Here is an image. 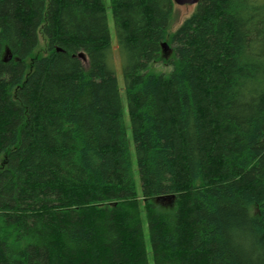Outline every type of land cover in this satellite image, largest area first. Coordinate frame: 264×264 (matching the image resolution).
<instances>
[{
  "label": "trees",
  "instance_id": "16d2710c",
  "mask_svg": "<svg viewBox=\"0 0 264 264\" xmlns=\"http://www.w3.org/2000/svg\"><path fill=\"white\" fill-rule=\"evenodd\" d=\"M110 5L125 103L105 0H0V264H264V0Z\"/></svg>",
  "mask_w": 264,
  "mask_h": 264
},
{
  "label": "rangeland",
  "instance_id": "374dc122",
  "mask_svg": "<svg viewBox=\"0 0 264 264\" xmlns=\"http://www.w3.org/2000/svg\"><path fill=\"white\" fill-rule=\"evenodd\" d=\"M105 4H106V7H107V12H108V16H109V25H110V29H111L112 38H113V44H114V48H113V63H114L115 68H116V76H117L118 81H119V83L121 85L122 95H123L124 103H125L123 63H122V59H121V56H120V53H119L118 45L116 44L117 43V38H116V32H115V27H114L112 12H111L110 0H105ZM195 7H196V5H190V4L178 5V4H176L175 5V9L177 11V17H176V21H175V23H177L176 25L179 26L180 23L194 11ZM171 53H172V50L169 47L167 49V51H166V54L169 55ZM171 68H172L171 65H162V67L158 68V69L167 72ZM125 117H126L127 128H128V136L130 138V144H131V152H132V159H133V171H134L137 191H138L139 194H141L142 187H141L140 175H139L137 161H136L134 142H133L132 136H131L129 115H128V112L126 110V107H125ZM145 223H146V221H145ZM146 229H147V225H146ZM147 242H148V238H147ZM148 248L150 250V243L149 242H148ZM150 260H151V264H152V257L151 256H150Z\"/></svg>",
  "mask_w": 264,
  "mask_h": 264
},
{
  "label": "water",
  "instance_id": "95a60500",
  "mask_svg": "<svg viewBox=\"0 0 264 264\" xmlns=\"http://www.w3.org/2000/svg\"><path fill=\"white\" fill-rule=\"evenodd\" d=\"M175 4H178V5H185V4H190V5H196L199 3L200 0H173ZM163 48H164V51L166 53L167 49L169 48V45L165 42L163 44ZM60 50V48H59ZM80 56L85 58V54L84 53H80Z\"/></svg>",
  "mask_w": 264,
  "mask_h": 264
}]
</instances>
